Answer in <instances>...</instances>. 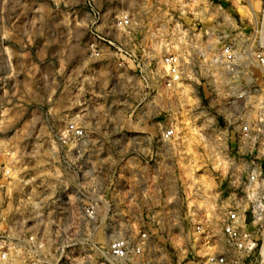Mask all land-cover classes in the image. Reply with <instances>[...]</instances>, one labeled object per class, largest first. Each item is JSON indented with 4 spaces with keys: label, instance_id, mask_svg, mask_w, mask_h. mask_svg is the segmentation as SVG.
Returning <instances> with one entry per match:
<instances>
[{
    "label": "rangeland",
    "instance_id": "1",
    "mask_svg": "<svg viewBox=\"0 0 264 264\" xmlns=\"http://www.w3.org/2000/svg\"><path fill=\"white\" fill-rule=\"evenodd\" d=\"M240 1L242 8L239 0H0V159L7 163L16 153L21 170L8 192L0 174V252L25 247V236L33 232L49 237V227L32 226L37 203L45 216L56 206L66 220L69 196L79 205L94 200L97 166L105 203L121 209L128 204V185L143 184L146 173L172 188L168 197L185 181L226 195L229 167L258 163V156L240 149L234 117V110H257L253 100L237 99L235 75L208 63L227 42L241 50L254 39L260 19L240 13L248 7ZM249 1L257 9L260 1ZM123 15L131 16L132 26L120 30L116 21ZM93 33L133 57H116L103 42V56L95 58L89 49ZM168 50L181 54L187 68L175 88L167 86L161 62ZM58 115L85 128L89 145L79 156L54 145L51 125ZM171 126L179 141L157 163L162 133ZM147 154L154 155L149 163ZM130 156L139 171L133 177ZM67 165L71 173L87 171L85 193L65 178ZM109 228L81 226L68 244L58 239L57 256L40 261L71 264L60 256L63 249L82 258L79 264H106L95 244L106 248ZM167 244L168 263L179 264L178 251ZM260 248L243 254L227 246V264H257ZM20 260L31 263L28 256Z\"/></svg>",
    "mask_w": 264,
    "mask_h": 264
},
{
    "label": "built area",
    "instance_id": "2",
    "mask_svg": "<svg viewBox=\"0 0 264 264\" xmlns=\"http://www.w3.org/2000/svg\"><path fill=\"white\" fill-rule=\"evenodd\" d=\"M247 1V8H251L255 18L260 19L254 39L243 45L241 50L227 42L218 52L209 56L208 63L224 67L235 75L236 89H239L234 95L237 99L253 100L257 110H234V117L238 121L240 149L258 156V163L237 169L229 167L224 178L227 183L226 195L220 190L191 186L185 181L184 186L179 189L177 186V192L168 197L172 188L162 183L157 185V182L149 180L151 174L146 173L143 184L128 185V204L121 209L117 208L116 203H105L102 196L101 166H97L99 170H95L96 177L91 187L94 200L88 205L85 201L79 205L69 196L72 209L66 212V220L62 218L63 213L55 210L56 206L49 216H45L41 212V207L44 209V206L37 203L40 213L36 210L31 220L32 226L49 227V237L45 238L39 231L26 235L25 247L8 248L0 252V264H20V259L24 260L27 256L31 258L30 264H42L41 257L47 259L57 256L60 250L58 239L68 244L80 232L78 229L81 226L90 223L110 227L106 230L108 234L104 236L106 248L95 244L101 260L106 264H169L167 243H170V248L178 251L179 264H227V246L243 254H255L261 244V260L257 264H264V0H259L258 10L251 1ZM92 12L95 19L100 17L96 8ZM131 26L132 19L129 15H123L116 21V27L120 30ZM103 42L108 43L110 49L114 47L116 57L120 55L127 61L133 57L130 52L93 33L89 49L95 58L103 56ZM161 62L166 68L167 86L175 88L182 85L187 68L181 54L168 50ZM216 79L224 81L220 75ZM253 91L261 93L254 95ZM56 117L57 122L51 125L54 145L62 148L69 156H79L81 148L89 145L85 140V128L75 120H60L59 115ZM177 135L176 126H171L162 133L159 150L155 154L157 163L162 159L165 162L167 153L175 151L172 143L179 141ZM153 157V154H147V163ZM18 161L16 153L9 155L7 163L0 159L2 188L6 192L21 177ZM134 161L135 158L130 156L128 168L132 177L134 172H139ZM67 166L69 171L65 170V178L69 183L75 184L77 191L85 193L87 171L71 173L72 166ZM56 203L58 201L54 202ZM249 225L255 226V231L246 229ZM121 230L125 233L120 232ZM80 237L85 239L84 236ZM48 247L50 250L47 252L45 249ZM64 255L65 261L71 264L82 261V258L74 256L72 252L62 249L60 256Z\"/></svg>",
    "mask_w": 264,
    "mask_h": 264
},
{
    "label": "bare ground",
    "instance_id": "3",
    "mask_svg": "<svg viewBox=\"0 0 264 264\" xmlns=\"http://www.w3.org/2000/svg\"><path fill=\"white\" fill-rule=\"evenodd\" d=\"M239 5L241 6V4H240V0H239ZM238 6V5H237ZM239 6V7H240ZM240 8H242V6L240 7ZM245 7H243V9H244ZM257 9H259V7H257ZM239 10V9H238ZM241 11V12H240ZM240 13H244L245 15H247L250 19H252V18H255V15H254V13L252 12V10H251V8H246V9H244V11H242V9H240ZM253 14V15H252ZM218 80V79H217ZM221 81V80H220Z\"/></svg>",
    "mask_w": 264,
    "mask_h": 264
}]
</instances>
